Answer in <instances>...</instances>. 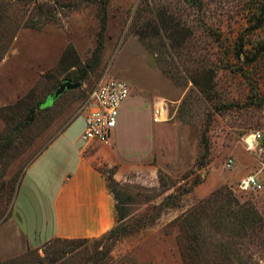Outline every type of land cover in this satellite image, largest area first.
<instances>
[{
	"label": "rangeland",
	"instance_id": "374dc122",
	"mask_svg": "<svg viewBox=\"0 0 264 264\" xmlns=\"http://www.w3.org/2000/svg\"><path fill=\"white\" fill-rule=\"evenodd\" d=\"M0 51V264H264V193L235 186L264 177V0H0ZM111 79L130 89L112 146L154 166V191L100 238L33 247L10 221L25 169L64 128L81 146ZM65 81L79 87L46 106Z\"/></svg>",
	"mask_w": 264,
	"mask_h": 264
},
{
	"label": "crops",
	"instance_id": "0c3cea01",
	"mask_svg": "<svg viewBox=\"0 0 264 264\" xmlns=\"http://www.w3.org/2000/svg\"><path fill=\"white\" fill-rule=\"evenodd\" d=\"M114 135L115 130L111 139ZM77 141L81 146L72 142L64 128L21 178L10 221L33 247L52 240L97 239L118 223L106 172L113 171V179L125 190L126 218L136 212L132 190L141 187L147 194L157 184L154 166L144 159L135 155L121 159L112 143L85 146L79 136Z\"/></svg>",
	"mask_w": 264,
	"mask_h": 264
},
{
	"label": "built area",
	"instance_id": "2783aa9c",
	"mask_svg": "<svg viewBox=\"0 0 264 264\" xmlns=\"http://www.w3.org/2000/svg\"><path fill=\"white\" fill-rule=\"evenodd\" d=\"M130 97L129 87L119 80L100 82L88 94L84 108V128L79 138L85 146L94 143L110 145L111 137L117 125L119 109ZM166 101L158 99L153 103L152 120L154 123H164L168 120ZM259 131L245 134L242 138L245 151L256 153L260 143ZM233 164L227 160L225 166ZM236 191L240 193H264V177L258 174H246L236 183Z\"/></svg>",
	"mask_w": 264,
	"mask_h": 264
},
{
	"label": "trees",
	"instance_id": "16d2710c",
	"mask_svg": "<svg viewBox=\"0 0 264 264\" xmlns=\"http://www.w3.org/2000/svg\"><path fill=\"white\" fill-rule=\"evenodd\" d=\"M0 59H1V51H0ZM47 100H46V106H50L51 104L47 105ZM32 120H33V116L31 115L28 118V122H31ZM108 180H110V182H108L107 186L110 192L113 194V197L116 201L115 208L117 212L118 222H123L127 219L125 217L124 191L120 186V184L113 179L112 175L108 178ZM75 240H80V239H75ZM64 241H74V240H64Z\"/></svg>",
	"mask_w": 264,
	"mask_h": 264
},
{
	"label": "water",
	"instance_id": "95a60500",
	"mask_svg": "<svg viewBox=\"0 0 264 264\" xmlns=\"http://www.w3.org/2000/svg\"><path fill=\"white\" fill-rule=\"evenodd\" d=\"M79 87L78 83H72L69 81L63 82L55 91L54 93L48 97L47 105H50L54 100H56L61 94L68 90H74Z\"/></svg>",
	"mask_w": 264,
	"mask_h": 264
}]
</instances>
